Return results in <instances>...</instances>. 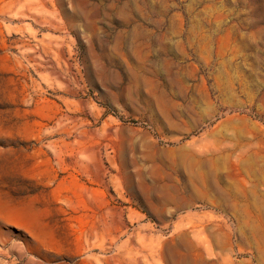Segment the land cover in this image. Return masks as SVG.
Returning <instances> with one entry per match:
<instances>
[{"label": "rangeland", "instance_id": "obj_1", "mask_svg": "<svg viewBox=\"0 0 264 264\" xmlns=\"http://www.w3.org/2000/svg\"><path fill=\"white\" fill-rule=\"evenodd\" d=\"M0 264H264V0H0Z\"/></svg>", "mask_w": 264, "mask_h": 264}]
</instances>
